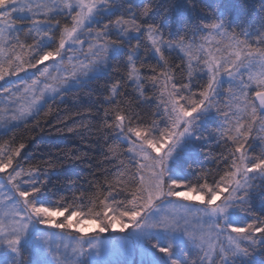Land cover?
<instances>
[{
  "label": "snow or ice",
  "instance_id": "1",
  "mask_svg": "<svg viewBox=\"0 0 264 264\" xmlns=\"http://www.w3.org/2000/svg\"><path fill=\"white\" fill-rule=\"evenodd\" d=\"M155 9L156 0H0V81L16 78L0 88V130L30 121L39 127L41 114L84 92L95 96L92 104L58 120L57 131L94 137L115 169L52 207L48 172L17 159L26 145H0V246L12 264H24L19 245L34 224L48 264H82L98 254L96 235L65 242L64 230L92 216V209L64 215L86 196L111 214L95 213L90 231L180 232L192 249L183 264H236L264 250V30L250 35L182 16L162 25ZM101 80L94 92L90 85ZM209 112L216 121L205 134L198 121ZM73 117L80 119L66 124ZM188 141L209 145L199 148L202 163L191 179L177 175ZM153 246L181 264L170 245Z\"/></svg>",
  "mask_w": 264,
  "mask_h": 264
},
{
  "label": "trees",
  "instance_id": "2",
  "mask_svg": "<svg viewBox=\"0 0 264 264\" xmlns=\"http://www.w3.org/2000/svg\"><path fill=\"white\" fill-rule=\"evenodd\" d=\"M165 9L168 11L165 12ZM161 24H174L177 17L182 16L187 21H211L220 20L224 22V26L228 30L236 29L247 30L250 35H254L259 31L264 30V0H192L191 4L187 0H156V9L154 18L161 17ZM183 28V24L178 25ZM155 63V60L148 61ZM178 63L179 61H174ZM23 75V74H21ZM179 78V75H178ZM15 77H6L5 80L0 81V88L9 86L15 81ZM105 81L101 80L93 83L90 87L94 92L102 91V86ZM86 91V90H85ZM150 94V92H149ZM95 96L89 97L84 92L79 94L78 99L68 97L64 104L60 105L59 110L53 106L50 116L44 117L41 114L40 126H35V121H30L27 125L20 124L18 127L9 129L7 131L0 130V145L5 144V141L14 139L11 147H19L20 143L26 146L21 149L17 159L21 164L28 168L39 167L41 172L47 171L50 176L48 187L55 193V196H50V204L52 207L57 206V198L67 195L68 200H71V193L78 191H88L89 182L99 180L103 183V170L107 169L110 173L115 169L107 161H104L101 156L102 149L98 146L94 137H87L86 141H81L79 135L68 133L67 131L58 132L57 129L61 127L57 123L62 120L65 115L76 111L83 110L92 104ZM155 101H153V104ZM47 110V109H45ZM154 110V108L152 109ZM84 119H87V114H84ZM80 117H73L69 119L66 124L71 125L74 120H79ZM216 121L214 113L204 114L198 125L201 131L207 134ZM83 134V130H81ZM192 149L187 156V163L183 165L182 170H177V175L191 179L194 170L201 166L202 154L198 155L201 146L209 147L207 142L194 143L190 141ZM215 151L216 146L212 145ZM72 150L75 155L77 151L89 153V157L83 161L68 159L62 152ZM47 162V163H46ZM49 163L52 165L49 168ZM191 165V167H189ZM205 167H213L209 162H205ZM43 179V176L41 177ZM94 190V189H92ZM122 199V197H117ZM109 204L112 202L109 200ZM113 207L115 205H112ZM258 207V204H257ZM92 209V216L85 215L82 218L89 221L93 218L95 213L101 214V219L105 215L109 218L110 209H104L96 201L93 203L85 197L79 206L73 207L64 213L65 216L71 214V211H82L88 213ZM121 209H117L120 211ZM63 216L59 220H63ZM69 237H78V233L74 231H67ZM98 233H90L89 235H97ZM22 254L26 257L24 264H34L35 253L27 243L20 246ZM176 254L181 258V264L185 255H192V249L188 244L178 245L175 250ZM154 260L157 264H170V259L166 255L160 253L155 248H152ZM0 264H12V253L6 250L5 247L0 246ZM82 264H152L150 261H139L136 259H129L125 255L116 256L113 260L103 263L101 261L89 260L88 255L82 259ZM236 264H264V250H257L251 258H237Z\"/></svg>",
  "mask_w": 264,
  "mask_h": 264
},
{
  "label": "rangeland",
  "instance_id": "3",
  "mask_svg": "<svg viewBox=\"0 0 264 264\" xmlns=\"http://www.w3.org/2000/svg\"><path fill=\"white\" fill-rule=\"evenodd\" d=\"M199 121H201V119ZM188 143L190 144V141H188ZM60 218L61 216L55 217V219ZM110 218L111 214L109 213V219ZM151 219L156 220L157 216L152 215ZM38 227L39 226L35 224L30 227L28 234L21 240L19 247L24 243L29 244L35 253V258L33 259L34 264H48L50 257L47 255L43 246L39 244L36 239L39 235ZM80 227L85 229V233H87V235H84L76 230ZM93 227L94 226L92 224L87 223V220L81 218L80 223L76 225V229L64 230L65 236L68 238L65 240V242L71 243L73 242L72 238H74L69 237L67 231H74L78 233L79 236H75V238L87 239L90 236V233H94L90 231ZM96 236L100 241L99 253H89L87 255L89 260L101 261L103 263L113 260L116 258V256L125 255L129 257V259H136L137 262L150 261L152 264H157L154 260L153 254L151 253L152 248H155V250H158V248L154 247L153 245H157L158 247H168L170 245L171 259L181 261V258L175 253L176 246L188 244L182 233L166 232L162 229H150L147 230L146 234H143L141 230L135 228H129L123 233L110 229L108 232L98 233ZM63 251L64 249L61 247V252ZM166 258L168 259L169 256H166Z\"/></svg>",
  "mask_w": 264,
  "mask_h": 264
}]
</instances>
